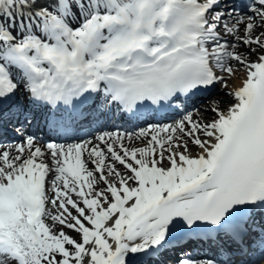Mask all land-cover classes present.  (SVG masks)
Instances as JSON below:
<instances>
[{
	"label": "snow or ice",
	"instance_id": "1",
	"mask_svg": "<svg viewBox=\"0 0 264 264\" xmlns=\"http://www.w3.org/2000/svg\"><path fill=\"white\" fill-rule=\"evenodd\" d=\"M9 127L0 264H264V0H0Z\"/></svg>",
	"mask_w": 264,
	"mask_h": 264
},
{
	"label": "bare ground",
	"instance_id": "2",
	"mask_svg": "<svg viewBox=\"0 0 264 264\" xmlns=\"http://www.w3.org/2000/svg\"><path fill=\"white\" fill-rule=\"evenodd\" d=\"M238 75H239V78L236 79V80H234V81H232L231 84H230V87L239 86L240 80L243 78V73L241 72ZM225 91L226 90L220 88V95L217 98V99H222V100L225 101V104L223 105L224 108L227 107V102L231 101V99H232L231 97L225 95ZM208 103H210V105L209 106L208 105H205V107H202L201 111H205V110H207L211 106V101H208ZM213 115L214 114L209 113L207 117H204V119L211 120L213 118ZM135 143L136 142H134V141L133 142L132 141L130 142V144H132V145L135 144ZM194 151H196V149H194ZM197 151H198V149H197ZM69 234L72 235L73 233H69Z\"/></svg>",
	"mask_w": 264,
	"mask_h": 264
}]
</instances>
